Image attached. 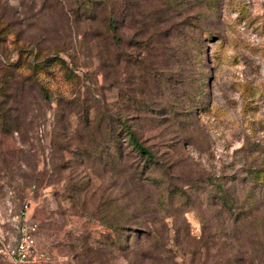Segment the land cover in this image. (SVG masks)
I'll return each mask as SVG.
<instances>
[{
	"label": "rangeland",
	"instance_id": "374dc122",
	"mask_svg": "<svg viewBox=\"0 0 264 264\" xmlns=\"http://www.w3.org/2000/svg\"><path fill=\"white\" fill-rule=\"evenodd\" d=\"M256 171L264 0H0V264H264Z\"/></svg>",
	"mask_w": 264,
	"mask_h": 264
},
{
	"label": "built area",
	"instance_id": "2783aa9c",
	"mask_svg": "<svg viewBox=\"0 0 264 264\" xmlns=\"http://www.w3.org/2000/svg\"><path fill=\"white\" fill-rule=\"evenodd\" d=\"M25 209H28V205H25ZM26 212V211H25ZM24 212V213H25ZM25 215V214H24ZM37 230L36 223L22 224L19 228L18 239L13 246H9L6 249H1L14 263H38L46 254L37 248L35 243V232Z\"/></svg>",
	"mask_w": 264,
	"mask_h": 264
},
{
	"label": "trees",
	"instance_id": "16d2710c",
	"mask_svg": "<svg viewBox=\"0 0 264 264\" xmlns=\"http://www.w3.org/2000/svg\"><path fill=\"white\" fill-rule=\"evenodd\" d=\"M124 8L125 7H123L122 9H120V11H124ZM131 11L130 10H128L127 11V16H130L131 15V13H130ZM126 16V15H125ZM112 18L109 20V25H110V27H113V25H112ZM110 120H112L111 118H109V121H108V123L107 124H110L111 125V122H110ZM104 121H102V123H103ZM124 126L126 127V129H127V133H126V136H127V140H128V142L130 143V146L133 148V150L134 151H137V153L141 156V157H144L146 160H147V164L149 165V166H154L156 163H157V161L154 159V155H153V153L151 152V150L149 149V148H147V147H144L140 142H139V140H138V138H137V136L134 134V132L131 130V127L130 126H127V125H125L124 124ZM111 133H110V135H111V141L112 142H114V147H117L118 146V141H117V139H116V137H115V131L112 129L111 131H110ZM116 144V145H115ZM256 175H255V177L258 179V183L264 188V171L262 172L261 171V174H259L258 173V171H256ZM139 182H141V180H139ZM222 190V194L221 195H219V197H218V199L222 202V203H224V204H227V202L229 201V197H228V193H227V191H225L224 189H221ZM264 192V191H263ZM234 213H233V211H232V215H233ZM249 214V213H248ZM239 220H241V218H235V221H239ZM117 225L116 224H112V227H116ZM130 228H132V226L130 227Z\"/></svg>",
	"mask_w": 264,
	"mask_h": 264
}]
</instances>
